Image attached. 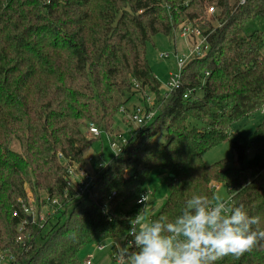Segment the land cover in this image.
Returning a JSON list of instances; mask_svg holds the SVG:
<instances>
[{"label":"trees","instance_id":"obj_1","mask_svg":"<svg viewBox=\"0 0 264 264\" xmlns=\"http://www.w3.org/2000/svg\"><path fill=\"white\" fill-rule=\"evenodd\" d=\"M215 3L218 26L206 22ZM258 19L264 0H0V259L84 264L81 252L94 242L132 240L129 218L141 206L129 205L155 170L166 172L169 195L150 220H174L193 195L214 203L216 185L224 184L232 207L243 204L264 229V121L231 143L234 165L228 158L204 161L235 123L264 110ZM187 24L201 30L209 48L184 64L181 86L162 95L148 45L157 34L175 39ZM144 92L159 102L154 121L96 170L86 193H77L67 184L69 167L85 168L84 150L95 140L89 123L111 133L116 116ZM29 190L37 202L43 195L59 202L44 228L25 213ZM216 264H264V241Z\"/></svg>","mask_w":264,"mask_h":264},{"label":"clouds","instance_id":"obj_2","mask_svg":"<svg viewBox=\"0 0 264 264\" xmlns=\"http://www.w3.org/2000/svg\"><path fill=\"white\" fill-rule=\"evenodd\" d=\"M147 195L141 198L144 207L129 218L136 250L124 246L118 253L126 264H216L227 256L239 258L264 241L260 218L250 216L243 204L229 208L220 196L211 203L193 195L174 220L161 215L146 221Z\"/></svg>","mask_w":264,"mask_h":264},{"label":"rangeland","instance_id":"obj_3","mask_svg":"<svg viewBox=\"0 0 264 264\" xmlns=\"http://www.w3.org/2000/svg\"><path fill=\"white\" fill-rule=\"evenodd\" d=\"M213 23L214 26H217L219 24L217 20H214ZM255 27L264 33V20L258 19L255 22ZM175 33V39H171L169 36H165L163 34L155 35L154 41L148 45L147 49L150 67L152 70H154L155 75L161 82L162 95H165L169 91L168 86L166 85L169 82L170 73L178 71L176 67V59L174 57L175 51L181 54L182 52L186 51L189 46H191V39L188 40L180 37V29H177ZM164 53H170V56H168V58L161 57V55ZM145 94H147V92H144L142 94L139 93L137 96L132 97L129 100V107H127L129 109L128 112H130L131 109H133V107L137 105H144ZM198 94H201V92L199 91ZM152 95L155 96L154 109H158L159 102H157V97L154 93ZM126 116L127 113L123 114L122 112L116 116L115 119L117 125L114 126V129L111 133L109 132L110 135L116 136L117 139L122 135L123 139L126 140H129L132 137V135L136 132L137 127L135 124L128 123L125 119ZM263 121L264 111L261 110L254 113L250 118L235 123L229 139L205 153V163L210 165L220 161L223 158H228L232 161L233 164L234 161H236V153L232 148L231 143L235 141V139H237L239 136L246 137L254 133L256 127ZM162 133H159L156 137L160 142L165 141ZM15 148L18 150V146H15ZM115 154L116 152H114L111 146L107 132L102 131L100 133V137L95 138L90 147L84 150L85 168L90 174H93L94 176L97 172L96 170H99V168H101L102 166H106L115 158ZM249 159L255 162L258 160V156L252 152L249 154ZM168 183L169 182L167 179V174L162 170H155V172L150 174V176L147 178L144 192L152 193V195L150 196V200L147 203V208L145 209L146 221L150 220L152 214L157 213L161 206L166 202L169 195ZM28 195V202L33 203V205L35 206V219H40L39 214L44 213L49 207L45 206V204H43V206L39 205L40 201L37 202L35 199H33L34 195L32 191L29 190ZM45 196L46 195H43V197ZM216 196H220L223 200H228L231 198L229 191L224 184L220 185L219 187L216 186L214 197ZM31 197L32 200H30ZM135 203H131L129 207L133 208L135 205H137V203ZM143 207L144 205H141V208ZM102 244H106V247L104 249H99L98 246ZM112 245L115 247L114 249H116V254L118 256L114 264H126V262L122 260L118 255L121 247L127 246L124 237L109 241L94 242L93 245L85 248L84 251L81 252L80 259L83 263L89 258L91 260V264H112V260L110 257Z\"/></svg>","mask_w":264,"mask_h":264},{"label":"built area","instance_id":"obj_4","mask_svg":"<svg viewBox=\"0 0 264 264\" xmlns=\"http://www.w3.org/2000/svg\"><path fill=\"white\" fill-rule=\"evenodd\" d=\"M245 3H246V0H240L241 5H244ZM219 8H220V5L217 3L212 4L207 8L206 22L208 21L214 25L213 21L216 20L214 19V17H215V14L219 12ZM179 35L180 37L184 39H188V40L191 39V46H189V48H187L186 51L182 52L181 54L175 51L174 57L176 59V65H177L178 71L170 73L169 82L166 85L168 86V89H169L168 93L172 92L174 89H177L181 86L180 85L181 75H182V70H183L182 68L184 64L192 57H200L204 55L207 49L209 48L207 37L203 36L201 34V30L194 27L192 24H187L183 27V29H180ZM168 56H170V53L168 54L164 53L161 55V57L163 58H168ZM206 75H209V72H207ZM193 92H195V90H190L189 92L185 94V97H188ZM154 100H155V96L152 95L151 93H147L144 95V105L143 104L137 105L133 109H131L130 112H128L129 109L127 108H123L121 110L123 114L127 113V116L125 117V119H127L129 123L135 124L137 127L136 132L132 135L131 138L136 136V134L138 133V130L141 127L151 124L154 121L156 115L158 114V109H154L155 107ZM87 132L94 138L100 137V133H101L100 129L94 122L89 123ZM107 134L109 136V141L111 143V146L114 152H116L115 158L117 159L119 155L122 153L121 151H122L123 146L127 144L131 138L129 140H126V139H123V136L121 135L117 139L116 136L110 135V133L108 132ZM69 169L70 171H69V176L67 180L68 186L74 188V190H76V192L79 194L86 193V191L91 186L90 184L93 180V177H92L93 174L88 173L85 169L80 168L75 163L71 165ZM145 195H147L145 199L148 203L150 200L149 198L152 195V193L144 192L143 194H141L140 197L137 199L138 206L144 205L143 203H141V198ZM30 200H32V197ZM43 200L40 201V203H42L41 206L45 204V206H48L49 208H47L44 213L39 214L40 219H41V228H44V226L49 222L50 220L49 215L57 212L56 205L59 204V202H57L56 200L51 201L50 198L47 196L43 197ZM225 201L227 202L228 207L231 208L233 205V198L231 197L230 199L225 200ZM24 209H25V213L29 217H31V219L30 218L28 219H30L32 222L37 220L35 219L36 213H35V206L33 205V203L28 202L27 205L26 204L24 205ZM108 210H109V207L104 209V213L108 214ZM26 223H28V220L22 224V226L19 228V231H22L23 226ZM125 241H126L127 246L134 247L131 239L125 240ZM105 247H106V244H102L98 246L99 249H104ZM0 264H18V263L15 262L14 255L12 256L6 255V256L1 257ZM84 264H91V260L88 258L84 262Z\"/></svg>","mask_w":264,"mask_h":264},{"label":"crops","instance_id":"obj_5","mask_svg":"<svg viewBox=\"0 0 264 264\" xmlns=\"http://www.w3.org/2000/svg\"><path fill=\"white\" fill-rule=\"evenodd\" d=\"M129 104H130V103H129ZM127 107H129L128 104H127ZM127 107H126V108H127ZM133 108H134V107H133ZM127 109H128V108H127ZM126 120H127V119H126ZM127 122H128V121H127ZM128 123H129V122H128ZM116 125H117V124H116ZM127 126H128V125H127ZM84 169L88 172V170H87L86 168H84ZM88 173H89V172H88ZM220 185H222V184H218L217 187H219Z\"/></svg>","mask_w":264,"mask_h":264},{"label":"water","instance_id":"obj_6","mask_svg":"<svg viewBox=\"0 0 264 264\" xmlns=\"http://www.w3.org/2000/svg\"><path fill=\"white\" fill-rule=\"evenodd\" d=\"M31 219V217H29Z\"/></svg>","mask_w":264,"mask_h":264}]
</instances>
